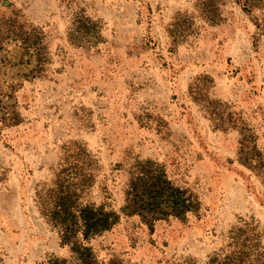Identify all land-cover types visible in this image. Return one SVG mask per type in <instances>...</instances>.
<instances>
[{"label": "rangeland", "instance_id": "obj_1", "mask_svg": "<svg viewBox=\"0 0 264 264\" xmlns=\"http://www.w3.org/2000/svg\"><path fill=\"white\" fill-rule=\"evenodd\" d=\"M220 10L212 25L198 0H0L2 264L74 257L35 200L72 141L102 166L97 203L120 210L137 159L163 165L201 203L152 227L122 215L90 242L100 264H206L235 226L264 232V0ZM80 16L99 23V44L70 40ZM181 16L196 30L174 45L168 29ZM201 88L245 131L217 129Z\"/></svg>", "mask_w": 264, "mask_h": 264}, {"label": "trees", "instance_id": "obj_2", "mask_svg": "<svg viewBox=\"0 0 264 264\" xmlns=\"http://www.w3.org/2000/svg\"><path fill=\"white\" fill-rule=\"evenodd\" d=\"M198 1L207 22L215 25L223 20L220 5L224 0ZM262 1L236 0L248 12L260 8ZM194 30L195 22L181 16L174 20L168 32L174 45H178ZM102 38L98 22L85 16L76 18L70 33L73 43L83 41L95 46ZM203 89L196 94L204 96L208 104L206 111L213 117L216 128L245 131L233 114L221 113L218 108L220 101L212 100ZM244 142L242 152L247 156L251 152L248 146L250 141L246 139ZM253 151L261 154L256 145ZM101 169L100 162L82 142L72 141L62 147L52 178L37 186L35 200L41 216L58 231L61 244L70 247L74 257L71 260L52 257L39 264H100L90 242L111 231L122 215L138 216L143 223L152 227L158 220L175 217L185 221L189 213L199 212L201 203L197 196L174 184L165 167L150 159H137L129 170L130 179L124 190L125 201L120 210L114 208L109 197L97 203L93 190ZM104 188H107L106 185L101 187L103 191ZM263 236L264 232L254 222L237 225L230 231L227 244L206 264H264ZM2 262L0 257V264Z\"/></svg>", "mask_w": 264, "mask_h": 264}]
</instances>
